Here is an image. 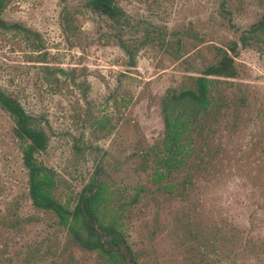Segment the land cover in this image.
I'll list each match as a JSON object with an SVG mask.
<instances>
[{
	"label": "rangeland",
	"instance_id": "1",
	"mask_svg": "<svg viewBox=\"0 0 264 264\" xmlns=\"http://www.w3.org/2000/svg\"><path fill=\"white\" fill-rule=\"evenodd\" d=\"M90 1L4 0L0 16V91L46 130L58 200L103 183L126 264H264V0H114L120 23ZM233 42L237 77L213 78L191 151L157 183L164 98ZM14 125L0 107V264H107L34 207Z\"/></svg>",
	"mask_w": 264,
	"mask_h": 264
},
{
	"label": "trees",
	"instance_id": "2",
	"mask_svg": "<svg viewBox=\"0 0 264 264\" xmlns=\"http://www.w3.org/2000/svg\"><path fill=\"white\" fill-rule=\"evenodd\" d=\"M4 6V0H0V16ZM89 7L114 23H120L122 11L114 0H91ZM6 27L0 17V29ZM260 32H264V19L254 25L250 33ZM122 48L128 51L126 45L123 44ZM238 49L236 42L226 49H219L217 62L209 66L203 76L194 79L195 89L169 93L164 98L163 140L160 146L151 150L160 169L156 171L157 183L167 178L170 170L180 166L191 151L190 129L194 116L207 112L215 104L211 87L218 81L213 78L237 77L235 57ZM0 107L13 119L14 133L23 142L22 159L34 207L53 212L72 240L102 255L107 264H126L129 261V249H122L123 241L114 221L116 215L112 214L108 220L105 216L109 202L106 186L92 180L78 194L74 208L70 202L61 203L56 196L59 181L54 172L39 163L36 157L48 146L46 130L38 125L36 118L13 95L0 91Z\"/></svg>",
	"mask_w": 264,
	"mask_h": 264
}]
</instances>
